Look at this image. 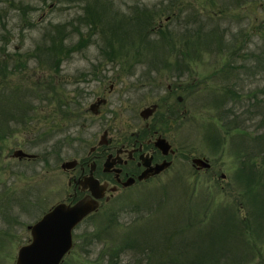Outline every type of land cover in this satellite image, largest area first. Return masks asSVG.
<instances>
[{"label":"rangeland","instance_id":"rangeland-1","mask_svg":"<svg viewBox=\"0 0 264 264\" xmlns=\"http://www.w3.org/2000/svg\"><path fill=\"white\" fill-rule=\"evenodd\" d=\"M51 22L74 30L66 46L87 39L61 53L59 69L37 50ZM0 47V264H15L28 225L66 197L61 161L92 136L73 141L54 131L76 129L79 102L89 109L103 92L99 113L135 123L157 100L149 83L163 82L164 91L180 82L186 101L178 105L189 115L172 136L170 170L116 193L75 226L61 264H117L118 253L119 264L185 262L195 234L214 222L230 226L220 219L225 207L247 215L252 196L264 199V0H0ZM16 148L37 156H16ZM195 154L211 165L194 168ZM240 241L232 247L246 257ZM229 250L216 257L228 262Z\"/></svg>","mask_w":264,"mask_h":264},{"label":"flooded vegetation","instance_id":"flooded-vegetation-1","mask_svg":"<svg viewBox=\"0 0 264 264\" xmlns=\"http://www.w3.org/2000/svg\"><path fill=\"white\" fill-rule=\"evenodd\" d=\"M149 84L156 87L152 94L157 100L143 106L140 110V120L135 121V123L119 124L118 121H115L116 115L108 114L107 110L104 114L99 113L102 105L108 102L107 96L103 92L99 93L89 105L90 111L99 113L98 115L90 117L87 113L88 108L82 111L80 101L77 106L78 111H75L76 114L74 115L75 123L73 126L76 129L72 130V125L68 127L61 125L58 130L54 131L59 134L68 133L64 137L71 138L73 141L77 138L80 140L81 137L84 138L81 136L82 133H86L85 135L91 133L92 136L93 143L92 141L88 142L87 146L84 147H76L74 144L72 147L76 154L70 158H63L61 161L62 170L68 178V192L61 201L72 204L86 195H91L99 203L98 207L87 214L76 226L102 209L103 206L107 208L112 205L116 193L131 186L145 184L157 179L167 170H170L174 164L177 148L173 143L172 136L177 133V127L182 118L189 115V108L178 105V102L186 101V94L179 93L185 87L180 82H167L166 90L161 91L163 82ZM113 89L114 83L111 82L110 90ZM187 96H189L188 90ZM69 115L70 117L73 116ZM94 125L98 129L90 128ZM56 133L51 132L50 135ZM98 133H100V137L97 139ZM194 157H208L195 154L191 159L192 166L197 170L203 167L207 168L200 163H195ZM71 160L73 161L71 165L63 166L64 162ZM161 164L163 166L159 168L158 166ZM94 192L98 193L99 196L94 195ZM73 239L75 245L74 231Z\"/></svg>","mask_w":264,"mask_h":264},{"label":"trees","instance_id":"trees-1","mask_svg":"<svg viewBox=\"0 0 264 264\" xmlns=\"http://www.w3.org/2000/svg\"><path fill=\"white\" fill-rule=\"evenodd\" d=\"M49 26H53L52 22L46 28ZM67 26L68 24H54L51 29H48L44 33L41 43L37 45V50L40 49L44 53L48 52L51 59L50 64H52V68L54 69H59L61 59L65 57L63 56L64 54L61 53L70 54L72 53V50L80 48L82 46V42L85 43V41H87V39L81 38L79 41L66 46V38L74 32L73 29L69 31ZM53 31H56V35L53 34ZM37 50L35 51L36 53ZM228 92L231 93L230 90H227L226 94H228ZM233 94H236V92L233 91ZM232 110L233 109L231 107V109L228 108L225 111L229 113ZM241 175L243 176L244 173L242 172ZM256 181L260 182V178H257ZM246 184L252 186L249 181ZM257 194L261 195L260 192ZM257 194L252 196L251 200L247 203V215L241 214V206H237V208H234L233 206L231 213H229L228 208L225 207L226 211H224V213L221 212L220 219H228L226 224L232 221L229 227H221L223 229L220 230L221 223L218 222L216 224V222H214V224L208 229V234L205 230H203L199 236L195 234L193 239L195 238L197 240H192L193 244L191 245L190 250H186L184 256L189 257H186L185 262H179L177 260L176 262L172 260L167 262L170 264H264V225H262L264 222V199H261ZM246 218L250 219L246 220ZM200 236L201 238H199ZM241 238L244 240L242 244L247 246L250 252V254L246 257L236 253L234 247H232L236 245ZM230 242L232 245H229ZM229 247L232 248L229 250ZM226 249L229 250V252L231 251L233 254H231L229 260H226L228 262H223L220 260V257H216V255L225 254L227 252ZM120 254L121 253H118L117 256H115L117 258V264L120 262ZM172 254L177 255L176 259L180 256L179 251H176L175 253L174 250V253Z\"/></svg>","mask_w":264,"mask_h":264},{"label":"water","instance_id":"water-1","mask_svg":"<svg viewBox=\"0 0 264 264\" xmlns=\"http://www.w3.org/2000/svg\"><path fill=\"white\" fill-rule=\"evenodd\" d=\"M13 153L19 157L37 155L23 148H16ZM193 161L207 167L211 165L209 159L204 157H194ZM72 162L66 161L63 166L71 165ZM161 166L163 164L158 167ZM94 195L99 196L96 192ZM98 205L97 199L91 195L72 204L61 201L53 205L41 218L29 224L32 239L20 245L15 264H60L74 244L75 226Z\"/></svg>","mask_w":264,"mask_h":264}]
</instances>
